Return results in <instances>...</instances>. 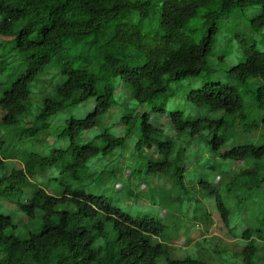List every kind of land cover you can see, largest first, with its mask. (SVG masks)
Segmentation results:
<instances>
[{
    "label": "trees",
    "instance_id": "16d2710c",
    "mask_svg": "<svg viewBox=\"0 0 264 264\" xmlns=\"http://www.w3.org/2000/svg\"><path fill=\"white\" fill-rule=\"evenodd\" d=\"M255 5L260 9L251 17L250 25L258 31L264 28V0H0V13L4 18L0 21V34L15 35L14 49L26 63L24 73L0 97V124L12 125L27 111L31 82L52 65L58 66L63 81L57 86L54 97L43 99L37 116L41 128L26 127L21 144L33 139L40 130L48 129L49 118L57 112L79 106L90 97L96 102L93 111L85 117L65 119V126L57 135L67 139L66 147H56L48 155L21 150V158L0 153V168L10 159L19 157L23 161V165L2 176L7 184L1 192L23 193L24 187L29 185V201L17 205L30 219L37 213L40 217L39 227L31 228L28 236L21 238L16 234L17 224L12 218L0 213V264H159L161 258L167 264H208L190 256L173 258L170 245L152 241L165 232L161 221L130 214L98 191L105 182V171L113 169L97 170L94 163L102 159L97 156L125 148L126 137L112 133L109 127L89 140H85L84 132L96 127L100 117L115 105L117 77L132 87L138 102L155 103L167 92V83L195 78L208 70L219 19L233 10ZM155 9L160 11L161 33L151 41L145 40L143 22ZM200 9L204 11L205 31L195 40L187 32V26ZM17 22L22 24L15 32ZM89 37L94 39L89 40ZM99 40L103 43L96 46L98 64L89 55L77 52L79 45L89 49ZM239 44L244 60L228 73L241 82L264 79V51L255 42L248 43L243 38L239 39ZM131 49L142 57L141 64L129 63ZM96 67L102 69L101 76L94 70ZM145 80L149 81L147 85ZM187 100L198 108L205 106L209 111H223L232 117V124L238 118L242 135L264 126V84L254 92L253 110L261 112L259 120L253 112V120L249 119L236 88L220 82L189 92ZM164 106L153 105V109L165 114ZM167 117L177 134L189 132L190 136H196L206 129L213 133L209 139L213 152H220L232 135L229 133L232 124L225 117L209 119L181 111H172ZM121 121L127 128L139 122L140 138L135 144L138 153H144L145 148L151 146L153 137L163 134L161 128L149 122L147 113L141 114L135 109L122 114ZM220 129L224 130L222 135L217 134ZM156 149L163 159L151 161L150 170L164 172L177 186L184 187V164H178L181 153L171 159L174 143L160 141ZM221 156L233 160L262 159L264 140L260 144L257 141L232 147ZM48 168L57 171L50 178L54 192L47 191L36 180ZM249 176L247 179L242 173L229 176L225 183L227 190L241 183L249 185L251 190L264 186V177L256 172ZM200 183L216 198L221 217L228 222L229 209L221 195L209 182ZM206 217L209 219V214ZM263 226L264 217L259 227L246 229L242 234L249 240L243 248L246 264H254L252 258L258 247L253 237L264 239Z\"/></svg>",
    "mask_w": 264,
    "mask_h": 264
},
{
    "label": "rangeland",
    "instance_id": "374dc122",
    "mask_svg": "<svg viewBox=\"0 0 264 264\" xmlns=\"http://www.w3.org/2000/svg\"><path fill=\"white\" fill-rule=\"evenodd\" d=\"M259 9L260 6L255 5L245 10H233L219 19L217 23L219 31L208 58V70L195 78H183L180 81L167 83V92L160 95L155 103L138 102L133 96L132 87L117 77L114 81L115 105L110 112L100 117L96 127L84 132L85 140H89L103 128L109 127L112 133L126 137L125 148H118L107 156L100 154L97 156L102 158L94 163L97 170L113 169L111 172L105 171V182L101 184V190L98 191L105 193L111 202L130 214L139 217L149 216L161 221L165 226V232L161 236L153 237L152 241L170 245L173 258L190 256L208 264H246L243 248L249 240L242 234L246 229L254 230L259 227L260 220L264 217V186L251 190L249 185L241 183L227 190L225 184L229 176L240 173L246 179L250 177L251 172L264 177V157L233 160L224 159L221 156L224 151L241 144L257 141L259 144L262 143L264 126L260 125L255 132L242 135L239 133L241 124L238 118H235L232 124V117L226 116L223 111H209L205 106L198 108L187 100L189 92L199 90L209 83L220 82L236 88L243 99L244 111L248 113L249 119L253 120L252 112L256 119H260L261 112L253 110L254 92L259 85L264 84V79L251 78L241 82L228 73L230 68L244 60L239 39L243 38L248 43L255 42L257 47L264 51V28L257 31L250 25L251 17L256 15ZM203 12V9L198 10L187 26V32L195 40H198L205 31ZM3 19L0 13V21ZM159 20L160 11L155 9L150 18L143 22L142 32L145 40L151 41L161 33ZM21 24L17 22L15 32ZM14 36V34L9 36L0 34V97L26 69L25 61L14 49ZM88 39L93 40L94 37ZM102 43L103 40H99L89 49L79 45L77 52L89 55L95 60V64H98L96 46L100 47ZM128 55L130 64L142 63V57L134 49L128 51ZM94 70L101 76V68L96 67ZM62 81L58 66L52 65L31 82L27 111L12 125L0 124L1 155L12 157L19 155L21 158L19 153L21 150L48 155L56 147L67 146V139L57 135L65 126V119L70 116L83 118L91 113L96 103L94 97L88 98L79 106L67 108L52 115L48 120V129L40 130L33 139L29 138L26 144H21V137L26 127L41 128V122L37 120V116L42 110L43 99L45 96L54 97L57 86ZM144 83L147 85L149 81L145 80ZM163 104H165V114L154 111L153 105L158 107ZM134 109L141 114L147 113L149 122L163 130L162 135L151 139V146L146 147L144 153H138L135 148L140 138L139 122L127 128V124L121 121L122 114ZM172 111H181L185 115L208 116L209 119L225 117L230 125L232 124L229 127V133L232 135L220 148V152H213L209 144L213 133L206 129L196 136H190L189 132L177 134L168 122L167 115ZM223 133V129L217 131L218 135ZM166 140L174 143L171 159H176L177 153H181L178 164L180 166L184 164L185 186L182 188L174 183L170 175L164 172H153L149 168L151 161L163 159L156 148L160 141ZM19 157L8 160L5 167L0 168V213L9 215L13 223L17 224L16 234L25 238L31 228L35 230L39 227L40 219L38 213L34 219H30L17 205L18 202L29 201V185L24 187L23 193L1 192L7 184L2 176L8 175L13 168L23 165ZM56 174L55 168H48L44 174H39L36 180L47 191L54 192L53 180L50 178ZM200 181L209 182L221 195L222 202L229 209L228 222L222 219L216 198L208 193L207 188L203 187ZM206 214H209V219ZM253 238L258 251L253 255L252 260L254 264H264V239L258 238L257 235ZM159 264H167V262L161 258Z\"/></svg>",
    "mask_w": 264,
    "mask_h": 264
}]
</instances>
